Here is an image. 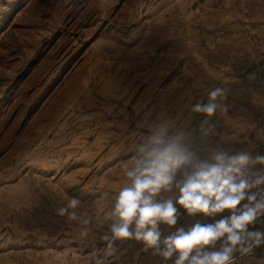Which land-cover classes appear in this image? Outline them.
Here are the masks:
<instances>
[{
	"label": "rangeland",
	"instance_id": "1",
	"mask_svg": "<svg viewBox=\"0 0 264 264\" xmlns=\"http://www.w3.org/2000/svg\"><path fill=\"white\" fill-rule=\"evenodd\" d=\"M215 88L230 107L202 141L204 116L191 107ZM158 118L197 148L264 157V0H0V264L102 256L110 222L93 221L94 240L81 243L56 209L66 193L103 212L96 198L122 186L124 162ZM176 207L161 239L230 216ZM116 248L110 264H162L143 242ZM240 264H264V246Z\"/></svg>",
	"mask_w": 264,
	"mask_h": 264
},
{
	"label": "clouds",
	"instance_id": "2",
	"mask_svg": "<svg viewBox=\"0 0 264 264\" xmlns=\"http://www.w3.org/2000/svg\"><path fill=\"white\" fill-rule=\"evenodd\" d=\"M227 99L226 89L215 88L207 93L206 103L191 107L192 114L204 116L202 141L216 135L212 118L227 115ZM146 127L144 142L123 164L122 186L96 198L104 204L103 212L82 206L66 193L61 197L66 205L56 209L70 228L75 225L81 243L94 240L93 221L96 228L110 222L108 233L100 237L102 256L94 250L89 264H110L116 242L126 240L143 242V250L151 249L162 264H240L241 258L264 246V222L255 227L264 217V157L253 159L248 151L232 153L208 145L197 148L192 133L172 119L158 118ZM255 165L261 167L252 171ZM176 205L189 216L215 217L225 210L230 216L214 224L180 227L161 239V224H177Z\"/></svg>",
	"mask_w": 264,
	"mask_h": 264
}]
</instances>
